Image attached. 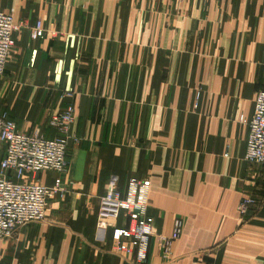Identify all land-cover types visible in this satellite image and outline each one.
<instances>
[{
  "label": "crops",
  "instance_id": "1",
  "mask_svg": "<svg viewBox=\"0 0 264 264\" xmlns=\"http://www.w3.org/2000/svg\"><path fill=\"white\" fill-rule=\"evenodd\" d=\"M0 10L24 24L0 76V114L47 140L58 135L52 116L67 106L75 116L63 198L0 240V264H138L97 235L111 178L120 190L150 181L158 234L181 221L171 255L153 237L146 264H264V168L244 160L238 122L264 90V0H0ZM38 21L44 35L31 40ZM245 198L254 203L241 215Z\"/></svg>",
  "mask_w": 264,
  "mask_h": 264
},
{
  "label": "built area",
  "instance_id": "2",
  "mask_svg": "<svg viewBox=\"0 0 264 264\" xmlns=\"http://www.w3.org/2000/svg\"><path fill=\"white\" fill-rule=\"evenodd\" d=\"M23 22L0 10V76L11 52L14 50L13 34L23 28ZM45 29L38 21L30 29L31 40L44 35ZM50 35L56 33L51 31ZM74 109L67 106L62 112L51 117L49 125L56 129L54 139H43L37 134L27 136L16 130V125L6 114H0V142L5 146L4 157L0 160V240L12 238L15 231L31 223L45 220L48 199L63 198L62 176L67 171L68 142L71 135ZM238 122L247 127L244 160L264 168V90L257 92L253 113L250 118L240 114ZM58 174L52 186L39 183L42 172ZM10 174V177H8ZM150 181L130 178L124 189L117 187L111 178L106 192L98 200L97 235L104 239L110 233L115 252L133 254L134 261L146 264L151 238L160 240L163 257L171 255V245L178 238L181 221H174L170 236L158 234L154 228L149 210ZM252 198L243 199L238 210L244 215L253 205ZM123 215L127 226L117 227L116 222Z\"/></svg>",
  "mask_w": 264,
  "mask_h": 264
}]
</instances>
